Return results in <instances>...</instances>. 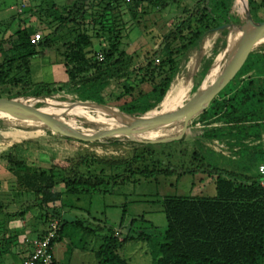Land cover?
I'll use <instances>...</instances> for the list:
<instances>
[{
	"label": "trees",
	"instance_id": "obj_1",
	"mask_svg": "<svg viewBox=\"0 0 264 264\" xmlns=\"http://www.w3.org/2000/svg\"><path fill=\"white\" fill-rule=\"evenodd\" d=\"M179 1L64 0L61 4L55 0L32 1L24 7V18L11 16L0 24L4 28L0 32V99L50 96L71 87L77 91L80 100L102 105L105 102L102 90L111 80L118 79L123 81L122 93L115 98L121 101L115 106L118 111L128 115L148 112L163 100L183 55L206 33L219 31L227 34L244 20V15L235 8L236 0H196L172 19L159 50L142 64L134 65L135 57L121 48L127 30L117 11L120 3L136 18L143 13L145 5L164 9ZM247 2L252 21L263 22L259 11L264 9V0ZM15 20L17 27L11 30ZM36 29L43 33L42 39L37 45L30 44V37ZM44 49H55L59 58L57 64L64 74L63 82H32L31 60L39 57ZM98 50L103 53L101 61L95 57ZM208 66L203 67L202 77ZM206 88L204 86L201 90ZM12 90L17 91L2 97L4 92ZM206 101L207 97L203 95L194 115ZM199 120L206 127L218 124L210 128L209 137L231 134L234 143L243 148L248 147L246 141L261 139L264 133V49L238 54L231 79L210 100ZM106 140L115 142L114 139ZM138 145L145 150L144 154H140L137 147L129 157L118 158L99 157L85 151L65 165L51 164L44 169L28 166L15 151H9L2 158L13 177L16 196H31L44 211L47 223L58 220L57 242L67 224L60 210L63 193H106L110 180L114 184L124 183L127 179V176H105L107 171L114 169L137 173L146 180L174 173L180 176L193 170L175 169L171 164L162 169L160 162L150 169L147 166L135 168L143 164L144 158L155 155L152 144ZM16 147L12 146L11 150ZM257 152L259 159L263 160L264 151L260 146ZM193 156L197 154L194 152ZM207 166L215 174L214 196L163 200L166 227L162 239L152 244L153 264H264V175L258 171L254 175L238 174ZM58 186L62 190H58ZM3 208L4 198L0 191V215ZM83 223L79 219L70 222L86 233L98 229L97 225L91 227ZM44 228L32 232L39 235ZM16 236L14 233L12 240L5 241L8 249L17 241ZM138 240L149 241V236L129 234L119 241L114 231L109 230L94 251L96 264H130L118 249L121 242Z\"/></svg>",
	"mask_w": 264,
	"mask_h": 264
},
{
	"label": "rangeland",
	"instance_id": "obj_2",
	"mask_svg": "<svg viewBox=\"0 0 264 264\" xmlns=\"http://www.w3.org/2000/svg\"><path fill=\"white\" fill-rule=\"evenodd\" d=\"M32 1L34 0H0V24L8 21L11 16L24 18L26 13H19L18 9L21 4L28 6ZM55 1L58 4L64 2V0ZM195 1L180 0L178 3L169 4L164 9L145 5L143 13L136 18L128 13L123 3H120L117 11L125 22L127 30V36L123 38L121 48L135 57L134 65L142 64L146 58H151L154 52L159 50L162 38L170 28L172 19L181 14L182 8L191 7ZM242 2V0H236L235 8L243 15ZM259 15L263 17L264 22L263 8L260 9ZM17 24V20L13 21L11 30L15 29ZM3 29L1 26L0 32H3ZM36 32L41 31L36 29ZM231 34L232 31L227 34L219 31L208 32L194 48L183 55L171 85L176 80H180L184 94L174 102L165 105L163 99L149 110L148 114L172 112L183 105L197 90L204 86L208 87L214 82L226 62V46ZM255 37L257 36L247 37L248 40L244 42L241 53L264 49V39ZM94 48H98L96 43ZM52 50L55 51V49ZM36 58L38 56L32 60ZM206 64L209 65L208 70L202 77V69ZM122 85V80H111L101 92L105 100L102 105L118 111L115 106L121 101H116L115 98L122 93ZM15 91L17 90L9 91L10 93L4 92L2 97L6 98ZM78 95L73 88L65 87L60 92L42 97L56 101L82 102ZM25 97L29 96H19L12 100L17 101ZM38 104V102H27L26 107L45 106H37ZM201 112L195 114L185 128L180 120L167 129L141 131L134 136L143 141L176 138L169 142L152 143L155 155L144 158L143 164H138L135 168L147 166L150 169L160 162L162 169H165L167 164H171L175 169H193L191 172L180 176L175 173L168 176H155L146 180L137 173L129 174L122 168L114 169L107 171L105 176L116 175L120 178L127 176V179L124 183L114 184L113 180H110V188L106 193L62 194L60 210L67 224L61 239L56 243L57 264H96L93 252L101 245L103 237L109 230L114 233L119 231V241L129 234L141 233L149 236V241L121 242L118 253L130 264H153L152 244L162 239L166 227L163 212L165 198L214 196L215 174L207 165L238 174H257L258 165L263 161L259 159L257 150L260 146L264 151V133L259 141H246L245 146L248 147L245 148L236 145L231 134L211 138L209 137L212 131L210 128L218 124L204 126L199 120ZM53 120L61 126L80 131L113 130L123 127L109 115L89 109L84 114H59L54 116ZM155 132L159 133L155 134ZM106 139L110 138L82 142L54 133L36 120H0V191L4 198L3 213L0 215V264H6L7 261L9 264H19L23 247H27L25 238H32L35 235L32 231L40 230L47 223L44 219V211L37 206L31 196H16L13 177L6 170L2 155L15 151L28 166L44 169L51 164L65 165L78 153L85 151L104 158L129 157L136 147L140 154L145 152L138 145L145 143L132 142L125 138H115V142ZM12 146L17 147L11 150ZM194 152L197 154L196 157L193 156ZM57 189L62 190V187L58 186ZM21 212L23 213L20 214ZM75 219L84 221V226L97 225L98 229L94 233H86L81 227L70 224ZM14 233H17V241L13 242L8 249L9 245L5 241L12 240L11 236Z\"/></svg>",
	"mask_w": 264,
	"mask_h": 264
},
{
	"label": "water",
	"instance_id": "obj_3",
	"mask_svg": "<svg viewBox=\"0 0 264 264\" xmlns=\"http://www.w3.org/2000/svg\"><path fill=\"white\" fill-rule=\"evenodd\" d=\"M243 1V15L244 22L230 31H232L234 41L230 43L228 41L226 46L227 58L226 62L219 73L218 77L212 82L208 88L204 90H197L192 97H190L183 105H181L178 109L163 114L150 115L148 112L141 115H128L125 113H121L116 111L108 106L96 104L94 102L80 101V102H65V101H56L51 100L46 97H35L29 96L25 98H19L17 101H13L12 99H0V120H36L41 122L44 126H46L50 131L60 134L65 137H70L82 141H96L100 140V138H125L132 142H140L145 144L152 143H161V142H169L175 140L176 138H166V139H156L150 141H143L134 138V136L141 131L155 130L157 128L167 129L173 126L178 121L183 122V127L185 128L190 119L194 116L196 109L198 108L199 99L205 95L207 97V101L205 105L201 108L200 111H203L210 100L214 97L215 94L231 79L238 54L241 53V48L244 42L247 39L248 35L253 34L256 35V39H264V22H253L249 13L248 2L247 0ZM230 35V36H231ZM168 92V91H167ZM166 92V94H167ZM165 94V96H166ZM164 96V98H165ZM163 98V99H164ZM27 102H38L44 107H36L30 108L26 107ZM49 102H58L59 104L71 105V106H81L85 110H96L102 113H105L110 116L112 120L118 122L123 125V130H93V131H80L69 129L67 127L61 126L57 124L53 117L59 114H68V112L63 111L61 113H45V107L49 106ZM199 111V112H200ZM122 118L127 119H144L149 118L153 119L150 122V125L142 127V129H138L136 133L126 132L125 128L127 125L122 121ZM182 118V119H181Z\"/></svg>",
	"mask_w": 264,
	"mask_h": 264
},
{
	"label": "built area",
	"instance_id": "obj_4",
	"mask_svg": "<svg viewBox=\"0 0 264 264\" xmlns=\"http://www.w3.org/2000/svg\"><path fill=\"white\" fill-rule=\"evenodd\" d=\"M22 3V2H20ZM25 5L21 4L18 9L19 13L23 12ZM42 39V32H34L30 37V44L37 45ZM97 60H103V53L97 51L95 55ZM157 62L158 59H155ZM221 146V145H220ZM257 171L260 175H264V158L263 161L258 165ZM58 228V220H50L44 230L39 235H35L32 238H25V243L29 246L30 250L23 259L22 264H53L54 254L53 245L57 237L56 231ZM114 235L118 238L119 231H116Z\"/></svg>",
	"mask_w": 264,
	"mask_h": 264
},
{
	"label": "crops",
	"instance_id": "obj_5",
	"mask_svg": "<svg viewBox=\"0 0 264 264\" xmlns=\"http://www.w3.org/2000/svg\"><path fill=\"white\" fill-rule=\"evenodd\" d=\"M58 60H59L58 55L52 49L44 50L38 58L31 60L30 76H31L32 82H34V83L63 82L64 81V74H63V71H61L60 65L57 64ZM56 243L57 242H55L53 245V254H54L55 264H57ZM29 250H30V248L28 245L26 248L23 247V254L21 256V261L19 264H22L23 259L28 254ZM93 254H94V252H93ZM6 264H9V261H7Z\"/></svg>",
	"mask_w": 264,
	"mask_h": 264
},
{
	"label": "bare ground",
	"instance_id": "obj_6",
	"mask_svg": "<svg viewBox=\"0 0 264 264\" xmlns=\"http://www.w3.org/2000/svg\"><path fill=\"white\" fill-rule=\"evenodd\" d=\"M248 36L253 37L256 35L250 34ZM233 41H234V37H233V35H231L229 37V42L232 43ZM182 91H183V88L181 86V81L176 80L171 85V88L167 92L166 97L164 98L163 104L165 105L168 103H172L177 98H180ZM44 111H45V113H61L63 111H66V112H68V114H84L86 112V110L84 108H81V106H78V105L71 106V105L59 104L58 102H49V106L45 107ZM122 121L127 125L125 127V128H127L125 130L126 132L136 133V131H138V129H142V127L150 125V122H152L153 119L144 118V119L136 120V119L122 118ZM157 129H160V128H157ZM117 130H123V127L118 128ZM152 131H154V130H152Z\"/></svg>",
	"mask_w": 264,
	"mask_h": 264
}]
</instances>
